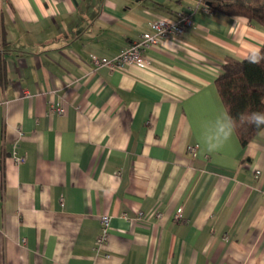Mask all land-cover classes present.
I'll use <instances>...</instances> for the list:
<instances>
[{
    "label": "crops",
    "instance_id": "obj_1",
    "mask_svg": "<svg viewBox=\"0 0 264 264\" xmlns=\"http://www.w3.org/2000/svg\"><path fill=\"white\" fill-rule=\"evenodd\" d=\"M206 1L0 0V264H264V127L216 153L200 141L225 109L216 70L264 26ZM186 10L193 27L146 68L90 63Z\"/></svg>",
    "mask_w": 264,
    "mask_h": 264
},
{
    "label": "trees",
    "instance_id": "obj_2",
    "mask_svg": "<svg viewBox=\"0 0 264 264\" xmlns=\"http://www.w3.org/2000/svg\"><path fill=\"white\" fill-rule=\"evenodd\" d=\"M208 1H211V6H203L208 10L226 16L245 17L264 26V0ZM188 11L176 15L178 17ZM259 51L264 54V44ZM247 57L240 59L226 56L222 65L225 72L215 79V87L225 109L236 120L235 134L242 146L250 142L263 127L241 123V115L254 111L264 112V61L252 64L247 61Z\"/></svg>",
    "mask_w": 264,
    "mask_h": 264
},
{
    "label": "built area",
    "instance_id": "obj_3",
    "mask_svg": "<svg viewBox=\"0 0 264 264\" xmlns=\"http://www.w3.org/2000/svg\"><path fill=\"white\" fill-rule=\"evenodd\" d=\"M192 14L193 11L189 10L174 19L158 17L150 21L149 28L142 32L136 40L130 42L117 55L113 57L92 55L89 61L95 68L107 67L111 70H120L130 66L146 68L147 61L144 57V52L154 46H158L162 41H166L170 37L179 36L185 29L193 27ZM65 111L64 107L51 109L52 113L59 115L65 113ZM188 150L195 153L196 147L189 146ZM12 158L17 164L23 163L26 159L24 155H20L16 151H13ZM155 216L159 218L161 213L156 212ZM138 218H140V214ZM172 218L175 221L184 219L181 207L174 211ZM110 220V216L107 214L100 216V232L96 237L95 250L101 249L107 244L111 227Z\"/></svg>",
    "mask_w": 264,
    "mask_h": 264
},
{
    "label": "clouds",
    "instance_id": "obj_4",
    "mask_svg": "<svg viewBox=\"0 0 264 264\" xmlns=\"http://www.w3.org/2000/svg\"><path fill=\"white\" fill-rule=\"evenodd\" d=\"M247 61L252 64H260L264 61V54L259 50L248 55ZM225 72L224 68H218L215 72V78L218 79ZM241 123H247L256 128L264 127V112L254 111L242 114ZM236 128V120L232 118L227 109H223L217 115L206 121L201 126L200 141L204 151L207 153H216L232 139Z\"/></svg>",
    "mask_w": 264,
    "mask_h": 264
},
{
    "label": "water",
    "instance_id": "obj_5",
    "mask_svg": "<svg viewBox=\"0 0 264 264\" xmlns=\"http://www.w3.org/2000/svg\"><path fill=\"white\" fill-rule=\"evenodd\" d=\"M211 4H212L211 1H206V2H205V5H206V6H211Z\"/></svg>",
    "mask_w": 264,
    "mask_h": 264
}]
</instances>
